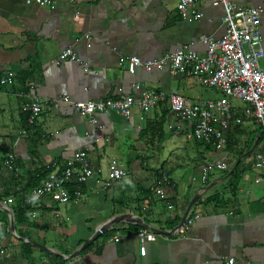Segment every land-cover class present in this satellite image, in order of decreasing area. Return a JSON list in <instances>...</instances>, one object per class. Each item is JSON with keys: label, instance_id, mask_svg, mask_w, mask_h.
<instances>
[{"label": "crops", "instance_id": "0c3cea01", "mask_svg": "<svg viewBox=\"0 0 264 264\" xmlns=\"http://www.w3.org/2000/svg\"><path fill=\"white\" fill-rule=\"evenodd\" d=\"M50 1L40 6L0 0V75L9 70L15 75L13 84L0 90V204L10 210L15 226L11 232L9 213L0 207V264H264V173L256 168L255 156L235 166L224 147L210 149L195 141L189 123L164 102L146 113L134 109L130 118L100 112L95 121L72 105L121 94L138 98L143 91L157 90L203 98V93L192 92L200 86L168 67H138L130 73L124 62L131 56L160 58L184 47L204 52L203 37L224 34L223 8L199 0L201 15L195 18L181 14L179 0ZM232 1L242 8H261L264 46V0ZM85 34L91 37L88 46ZM67 47L77 52L78 60L57 62ZM259 64L264 68V56ZM35 96L43 111L27 126V104ZM60 96L69 101L51 103ZM164 121L174 135L190 130L171 168L157 158ZM85 148L94 174L83 184L68 186L69 201L47 195L27 216L21 214L17 202L22 194L54 164L61 169ZM9 152L15 157L14 171L1 167ZM256 152L264 153V142ZM111 156L126 172L121 182L108 178ZM163 173L168 182L159 184ZM196 194L200 197L186 217L192 220L190 228L176 231ZM122 214L147 227L128 219L111 225ZM148 226L171 233L152 232L155 239L145 242L141 255L136 230L151 232Z\"/></svg>", "mask_w": 264, "mask_h": 264}, {"label": "built area", "instance_id": "2783aa9c", "mask_svg": "<svg viewBox=\"0 0 264 264\" xmlns=\"http://www.w3.org/2000/svg\"><path fill=\"white\" fill-rule=\"evenodd\" d=\"M26 2H33L40 6L51 4L50 0H26ZM198 2L199 0H179L177 9L183 16L191 14L198 18L201 15L197 9ZM212 3L223 8L224 34L221 37H203L202 42L206 44L204 52L184 47L155 59L126 57L124 65L130 73H134L138 67L146 71L168 67L173 74L187 76L197 86L219 93V98L191 99L176 90H157L143 91L138 98L121 94L101 101H79L72 103L73 107L80 114L87 115L95 121L94 116L100 112L112 110L124 118H130L134 109L146 113L157 104L164 102L177 118L189 123L191 136L195 141L202 145H214L216 148L225 145L226 134L230 127L241 121L240 114L253 116L264 131V68L259 64L264 56L259 28L262 10L254 6L242 8L232 0H212ZM84 38L88 46L91 37L85 34ZM77 60V52L72 47L62 49L57 57V62ZM88 70L86 67L85 71ZM14 76L10 70L0 75V90L3 86L13 84ZM228 98L239 99L246 103V107L233 105ZM60 101L68 102L69 99L67 96H60L52 99L51 103L56 105ZM27 109L29 110L27 126H32L43 111V105L35 96L27 104ZM25 133L26 128L22 130V134ZM14 159L13 153H7L1 167L14 171ZM109 164V180L121 182L125 177V170L116 159H111ZM219 166L224 167L225 163L222 162ZM255 166L264 173V153L255 156ZM93 174L88 149H80L65 161L63 168L60 169L54 164L53 169L38 185L22 194V202L35 206L43 197L50 195L54 201L66 203L69 201L68 186L74 183L83 184ZM205 177L206 171L203 170L202 179ZM166 182H168V176L163 173L159 184ZM75 193L78 192L75 191ZM191 224L192 220L186 219L181 231L186 232ZM136 233L141 244L140 254L144 255L145 242L153 241L155 236L143 228H138ZM232 262L233 260H229V264Z\"/></svg>", "mask_w": 264, "mask_h": 264}, {"label": "trees", "instance_id": "16d2710c", "mask_svg": "<svg viewBox=\"0 0 264 264\" xmlns=\"http://www.w3.org/2000/svg\"><path fill=\"white\" fill-rule=\"evenodd\" d=\"M240 117H241L240 123L233 124L230 127L229 131L227 132L226 143L223 146L224 149L227 151L228 155L232 157L233 163L236 161V159L239 156H241L242 154H244L246 151H248L251 148L255 139H257L256 147L250 156L252 155L256 156L255 154L257 153L256 152L257 145L259 143L264 142V134L261 133L262 131L261 125L256 121V119L253 116H245L244 114H240ZM204 146L210 149L216 148L214 145H210V144H204ZM241 162L242 160L238 163L237 166H239ZM233 173H235V171H233ZM45 175L47 174H44V176ZM39 183L40 181H38V183H36L35 185H38ZM24 190H26V188ZM17 204L19 206L18 210L22 212L21 214H24V216H27L26 213L31 208V206L23 204L22 201L17 202ZM15 217H16V212H15ZM27 246L29 245L27 244ZM22 256H24V254H22Z\"/></svg>", "mask_w": 264, "mask_h": 264}, {"label": "rangeland", "instance_id": "374dc122", "mask_svg": "<svg viewBox=\"0 0 264 264\" xmlns=\"http://www.w3.org/2000/svg\"><path fill=\"white\" fill-rule=\"evenodd\" d=\"M203 89L201 87H196L195 89H192V92L194 94H198L201 95L203 93V98H219L220 94L213 91L212 89H205L204 91H202ZM228 101L231 102L233 105L239 106V107H246V103L242 102L239 99H235V98H228ZM154 127L157 124L158 127V123L156 121L152 122ZM152 125V126H153ZM162 132V140L160 139L158 142L162 144L161 148L159 149L160 153L159 156L157 157L158 160L161 163H164L166 168H171V166H173L175 163V156H180V151H179V147L182 148L183 145H186L185 141L187 140V135H190V130L187 129H183L184 132L179 133L177 132V134H172V128L169 127V124L167 122L164 121V125L163 128L161 130ZM152 129L150 128L149 130V134L151 135L152 133ZM147 133L144 135V138L146 140V136ZM148 151H152V148H148ZM151 155V154H150ZM117 159V156H111V159Z\"/></svg>", "mask_w": 264, "mask_h": 264}, {"label": "water", "instance_id": "95a60500", "mask_svg": "<svg viewBox=\"0 0 264 264\" xmlns=\"http://www.w3.org/2000/svg\"><path fill=\"white\" fill-rule=\"evenodd\" d=\"M264 131L262 130L261 131V133H263ZM256 143H257V139H255V141H254V143L252 144V146H251V148L248 150V151H246L244 154H242L241 156H239L238 158H237V160H236V163H235V166L243 159V158H246V157H248L249 155H251L252 153H253V151H254V149H255V147H256ZM234 166V167H235ZM200 197V195L199 194H196L191 200H190V202L188 203V205H187V208H186V210H185V212H184V214H183V216L181 217V219H180V222H179V224H178V226L175 228V230L177 231V230H180L181 228H182V226H183V224H184V222H185V219H186V217H187V215H188V213H189V211H190V209H191V207L195 204V202L198 200V198ZM0 207L4 210V211H6V212H8L9 213V216H10V218H9V224H10V230H11V232H14V230H15V226H14V220H13V215L11 214V212H10V210H8L7 208H5V207H3L1 204H0ZM133 216H131V215H126V214H122L121 216H118L114 221H112L111 222V225L112 224H114V223H116V222H118V221H122V220H124V219H128V220H130V221H132L133 223H135L136 225H139V226H142V227H147V225L146 224H144L143 222H141L140 220H139V218H132ZM149 227V226H148ZM150 228V227H149ZM104 230V228L102 227V228H98L96 231H95V233L93 234V236L88 240V241H86L76 252H74V254L72 255V256H74V255H77L78 253H80L85 247H87L92 241H93V239H95L99 234H101V232ZM150 230H151V232H156V233H171V232H164V231H162V230H157V229H155V228H150ZM36 245V244H35ZM37 247H40V246H38V245H36Z\"/></svg>", "mask_w": 264, "mask_h": 264}]
</instances>
